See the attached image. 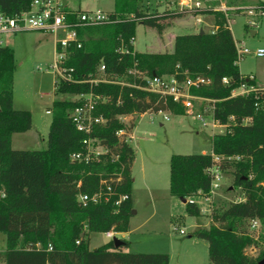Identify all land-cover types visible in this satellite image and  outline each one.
<instances>
[{"label": "trees", "instance_id": "obj_1", "mask_svg": "<svg viewBox=\"0 0 264 264\" xmlns=\"http://www.w3.org/2000/svg\"><path fill=\"white\" fill-rule=\"evenodd\" d=\"M30 4L31 0H0V11L14 16ZM255 7L264 11V0H257ZM199 12L212 15L217 29L177 35L173 53L141 52L131 39L139 23L161 32L162 17L185 10L151 12L143 8L142 0H114L108 21L77 27L82 46H72L63 64L71 77L56 81V94L70 98L53 102L43 150L12 148L14 134L32 129L33 115L14 107L15 53L9 45L0 47V191L5 192L0 197V232L7 240L0 251L2 264H169L166 253L125 251L130 245L125 239L119 246L110 239L96 249L90 247L91 233L129 230L136 154L117 134L130 129L119 117L160 111L186 114L182 104L145 90L144 79L130 74L131 69L150 76L179 72L181 79L186 71L190 77L210 79L208 85L192 87L191 94L210 100L213 118L225 131L211 136L210 154L171 156L170 192L180 199L210 197L213 171L231 173L244 199L213 207L210 226L195 229L192 236L209 243L208 264H260L247 248L258 243L248 229L256 220L263 228L259 237L264 243V89L257 87L255 76L249 79L240 71L237 45L226 24L230 17L216 10ZM102 65L108 80L95 81ZM242 83L257 88L232 95ZM90 93L108 98L95 110L107 121L86 134L77 129L71 111L83 103L79 96ZM88 137L100 141L107 152L99 161H72L71 154L84 150ZM103 180L111 185L108 202H80L81 193L106 190ZM121 195L126 198L117 205ZM185 209L188 215L202 216L195 201L188 200Z\"/></svg>", "mask_w": 264, "mask_h": 264}, {"label": "rangeland", "instance_id": "obj_2", "mask_svg": "<svg viewBox=\"0 0 264 264\" xmlns=\"http://www.w3.org/2000/svg\"><path fill=\"white\" fill-rule=\"evenodd\" d=\"M160 1L169 2L142 0V6L147 11L159 12L154 5ZM220 1L232 8L226 15L230 17V19L227 17L226 24L233 33L236 45L251 51L264 48V16L251 17L247 13L248 7H255L257 0H218L215 3L218 4ZM171 2L174 9L181 10L177 0ZM73 5H80L83 10L99 8L110 12L114 8V0H81L74 2ZM203 18L204 31L211 32L213 29L211 25H216L214 17L206 15ZM251 20L255 21L254 25L250 24ZM174 22H178L179 26L183 27L174 30L177 35L200 32L201 26L196 23L194 16L188 13L182 14L179 18L173 15L162 17L160 23L163 24L164 29L161 32L155 27L139 23L134 36L136 50L173 53L176 36H168L165 29ZM3 39L15 53V108L28 110L33 115L32 129L14 135V149L31 151L46 149L53 102L57 99L70 98L56 94V81L59 77L53 67L55 36L48 32L27 30L5 34ZM238 65L242 74L254 75L257 83L264 86V57L254 53L246 54L238 61ZM194 103V110L191 112L186 110V114H175L171 111L133 113L126 120L130 129L122 138L131 140L136 154L132 166L133 210L136 214L132 216L131 232L127 234V238H123L120 234L117 236L130 242L124 250L133 253H166L172 256V264L209 263L207 241L193 236L188 237L195 231L196 224L202 218L188 215L181 199L170 192L171 156L210 154L211 136L223 130L222 127L213 125L212 105L209 102ZM198 113L202 114L206 126L197 118ZM259 128L262 129V126L259 125ZM131 133L134 134L133 139L130 137ZM97 150L102 149L98 147ZM221 176L223 181L220 187L211 193L212 201L208 203L205 198H200V205L198 204L200 208L210 204V214L213 207H226L232 201L244 199L241 189L234 187L231 173H221ZM253 225L254 223L251 222L248 229L258 243L248 247L247 253L259 257V263L264 264L262 254L264 243L259 237L263 228L260 222L255 227ZM182 229L186 230L187 234H181ZM109 240L106 233H91L90 247L96 249ZM6 244V234L0 232V251L6 248Z\"/></svg>", "mask_w": 264, "mask_h": 264}, {"label": "built area", "instance_id": "obj_3", "mask_svg": "<svg viewBox=\"0 0 264 264\" xmlns=\"http://www.w3.org/2000/svg\"><path fill=\"white\" fill-rule=\"evenodd\" d=\"M81 0H31L29 9L22 11L14 16H7L0 11V47L5 46V41L3 36L8 33H19L27 30H38L43 32L52 33L55 36V71L60 78H70L71 74L68 68L63 64L66 61L69 49L72 46L80 48L82 43L78 36L77 27L81 26H94L102 24L109 19V11L103 9H91L83 10L79 6H74V2H80ZM181 10L187 11L188 14L194 16L196 23L201 26L200 30L203 29L204 16L208 14L200 13L199 11L204 10H216L224 12L226 15L231 7L226 6L222 1L218 4L215 2L218 0H177ZM247 13L251 17L264 16V11L257 10L256 7H248ZM251 25L255 24L254 20H251ZM213 29L211 32H215L217 29L216 25L211 26ZM132 43L134 38L131 39ZM239 60L243 58L244 55L254 53L259 57H264V48H259L255 51H251L246 47L237 46ZM100 76L95 79L107 81L105 75V66L99 67ZM130 74L137 75L145 81V90L158 95L161 98H171L173 101L182 104L187 111L191 112L194 110L196 101L210 102L209 99L202 98L191 94L192 87H199L202 85L210 84V79L204 76H197L195 78L190 77L184 72L185 77L179 78V72L175 74H165V75H146L145 73L137 70H129ZM103 75V77H102ZM249 79L254 78V75H249ZM225 83L228 82L227 78H224ZM259 87V86H257ZM255 85H249L247 83H242L238 88L232 91V95H246L257 88ZM264 89V88H263ZM78 98L82 99L83 103L71 111V117L73 118L76 127L79 131L86 134H91L94 127L97 125L104 124L107 120L102 115H96L95 110L100 102H106L107 97L102 95H96L93 93L87 95H81ZM49 112V111H48ZM162 112V111H160ZM124 114L119 118L125 124L126 120L132 115ZM197 118H199L203 125L206 126L205 119L201 113H198ZM212 123L214 126H224L220 125L213 118V106H212ZM127 126H129L127 124ZM225 127V126H224ZM127 128L118 131V135L123 137L127 134ZM126 139V138H125ZM129 138L126 140L128 141ZM84 150L73 152L70 156L71 160L74 162H90L92 160L99 161L100 155L107 152V149L100 144V141L93 138H86L83 140ZM100 147L102 150L98 151L97 148ZM218 159V157L216 158ZM222 179L221 172L215 169L213 171V181H212V191H215L220 187V181ZM117 180H120L119 178ZM102 183L106 185V190L101 189L93 194L81 193L79 195V200L84 205L87 203H100L108 202L110 200L111 185L108 181L103 180ZM5 192L0 191V197H4ZM126 198V195H121L116 204ZM189 200L194 201L192 198ZM255 227L258 225V221L253 222ZM114 230H110L106 233L109 239H113L116 236ZM184 234L185 231L181 230Z\"/></svg>", "mask_w": 264, "mask_h": 264}, {"label": "crops", "instance_id": "obj_4", "mask_svg": "<svg viewBox=\"0 0 264 264\" xmlns=\"http://www.w3.org/2000/svg\"><path fill=\"white\" fill-rule=\"evenodd\" d=\"M156 1V0H155ZM167 1H169V2H166V3H161V1L160 2H158L156 5H154V8L155 9H157L159 12L160 11H162V10H166V9H169V10H173L174 9V7H173V5H171L170 4V1H172L171 3H173L174 2V0H167ZM162 5H161V4ZM167 7V8H166ZM182 14H180V15H173V17H175V18H179L180 16H181ZM205 17V16H204ZM208 17V16H207ZM179 20V19H178ZM212 25H214V24H212ZM211 25V26H212ZM183 29V27L182 26H179V24H178V22L177 23H173V24H170L166 29H165V33H167V35L168 36H177V34H175L174 33V30L175 29ZM212 28V27H211ZM201 31V30H200ZM212 31V30H211ZM205 32V31H204ZM193 33H195L194 31H193ZM254 34L256 33V32H253ZM135 43H136V39L134 38V41H133V44H134V46H135ZM135 49H136V46H135ZM256 78V77H255ZM256 84H257V86H259V87H261V88H264V86H260L258 83H257V81H256ZM14 107H15V104H14ZM49 113V112H48ZM220 127H222L223 128V130H220L219 132H224L225 131V127L224 126H220ZM135 128V127H134ZM134 128H133V131H134ZM28 132V131H27ZM24 133H26V132H24ZM17 134V133H16ZM15 135V134H14ZM14 135H13V137H14ZM133 136H134V134L133 133H131V135H130V137H131V139H133ZM13 137H12V148L14 149V146H13ZM128 141H129V143L131 144V140L130 139H128ZM212 153V152H211ZM135 161V160H134ZM222 179H223V176H222ZM221 179V181H220V185H221V182L223 181ZM132 198H133V195H132ZM196 198L197 197H192V199L196 202V203H198L199 205H200V198L202 199V198H205V200L208 202V203H210L211 201H212V197L210 196V197H203V196H198V198H199V200H197L196 201ZM186 199V198H185ZM190 198H187L186 199V201H188ZM243 200V199H242ZM181 202L185 205L186 204V202H184L182 199H181ZM209 205L210 204H207V206H204V207H201V211H202V216H201V218L202 219H200V221L196 224V227H195V229H197V228H199V227H209L210 226V224H211V217H210V210H209ZM134 214H136V211H135V213ZM132 216H133V214H132ZM131 216V218H130V224H129V230L128 231H126V232H117L116 233V236H118L119 234L123 237V238H127V234L128 233H130L131 232V223H132V217ZM183 230V229H182ZM185 231V233L184 234H187V232H186V230H184ZM181 232V231H180ZM182 234V233H181ZM189 238H191L192 237V235H189L188 236ZM208 243V242H207ZM97 248V247H96ZM208 249H209V243H208ZM125 251H127V252H129L128 250H125ZM169 264H172V256L170 255L169 256ZM179 264V263H178Z\"/></svg>", "mask_w": 264, "mask_h": 264}, {"label": "water", "instance_id": "obj_5", "mask_svg": "<svg viewBox=\"0 0 264 264\" xmlns=\"http://www.w3.org/2000/svg\"><path fill=\"white\" fill-rule=\"evenodd\" d=\"M200 33H204V30H201ZM184 202H187L185 198L182 199ZM135 213V210H132V214ZM115 243L116 246H119L122 243V240L120 238H118L117 236H115L112 239ZM260 264H263V262H260Z\"/></svg>", "mask_w": 264, "mask_h": 264}]
</instances>
